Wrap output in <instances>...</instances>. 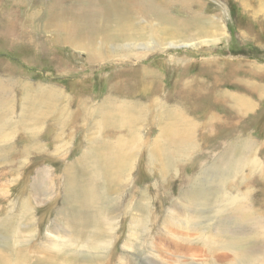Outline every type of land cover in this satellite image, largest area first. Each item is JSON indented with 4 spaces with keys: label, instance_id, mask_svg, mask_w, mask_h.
<instances>
[{
    "label": "rangeland",
    "instance_id": "1",
    "mask_svg": "<svg viewBox=\"0 0 264 264\" xmlns=\"http://www.w3.org/2000/svg\"><path fill=\"white\" fill-rule=\"evenodd\" d=\"M58 1L0 0V264H264V0L98 20L94 61Z\"/></svg>",
    "mask_w": 264,
    "mask_h": 264
},
{
    "label": "bare ground",
    "instance_id": "2",
    "mask_svg": "<svg viewBox=\"0 0 264 264\" xmlns=\"http://www.w3.org/2000/svg\"><path fill=\"white\" fill-rule=\"evenodd\" d=\"M64 4H68L69 6H63ZM178 5L180 8L178 7ZM190 5L198 7L194 16V22L190 24L191 27H194L200 21L206 19V15L204 13H200L202 18H199L198 16L197 12H203V5L201 4V1L198 0H61L59 3L56 2V6L54 8H49L46 10L45 15L49 20H46L45 25L47 26L45 27L49 28V25L53 26V22H55V24H59L61 22H69L64 27L66 33H64L65 35L64 37H62L60 42H62L65 46L72 47L76 51L79 50L86 52L88 54V59L94 61L96 59L102 58L99 49L95 48V32L100 26L102 28L107 27L105 23L110 24L111 21L113 23L114 21L118 20L119 22H117L116 24H121L126 23V21L132 19L141 18L147 20L154 19L156 21L163 19L164 22L167 21L168 23H170L171 28H177V25H179V29L184 30L187 26H189V24L183 23L179 18L177 20L173 18L174 15L171 14V11L172 8L175 7L178 8V11H180L181 9L188 8ZM98 20V28L95 29V25ZM10 22L11 21H9V23ZM11 23L19 29L22 28L19 24V26H17L14 21H12ZM213 24L218 25L219 23ZM106 32L109 33V30L107 29ZM114 32L118 33V30L114 29ZM168 46L173 47L176 46V44L172 42L169 43ZM186 46L189 45H184L183 47Z\"/></svg>",
    "mask_w": 264,
    "mask_h": 264
}]
</instances>
